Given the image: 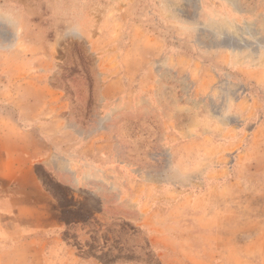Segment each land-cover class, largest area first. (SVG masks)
<instances>
[{
	"label": "rangeland",
	"instance_id": "rangeland-1",
	"mask_svg": "<svg viewBox=\"0 0 264 264\" xmlns=\"http://www.w3.org/2000/svg\"><path fill=\"white\" fill-rule=\"evenodd\" d=\"M0 264H264V0H0Z\"/></svg>",
	"mask_w": 264,
	"mask_h": 264
}]
</instances>
